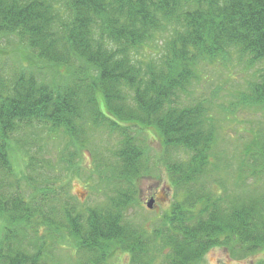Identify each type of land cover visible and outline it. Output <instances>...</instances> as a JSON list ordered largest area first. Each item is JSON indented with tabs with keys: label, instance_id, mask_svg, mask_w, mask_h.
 Wrapping results in <instances>:
<instances>
[{
	"label": "trees",
	"instance_id": "obj_1",
	"mask_svg": "<svg viewBox=\"0 0 264 264\" xmlns=\"http://www.w3.org/2000/svg\"><path fill=\"white\" fill-rule=\"evenodd\" d=\"M8 36L27 64L4 75L0 61V264H60V247L79 264H106L116 252L129 264H203L218 246L264 264V130L237 156L212 115L264 107V0H0ZM232 57L257 66L248 92L227 105L185 99L201 65ZM33 126L75 145L61 160L76 172L87 129L116 139L110 157L93 154L103 203L82 208L67 181L14 173V134ZM148 130L162 146L157 160ZM159 164L172 201L134 222L137 180L159 175Z\"/></svg>",
	"mask_w": 264,
	"mask_h": 264
},
{
	"label": "rangeland",
	"instance_id": "obj_2",
	"mask_svg": "<svg viewBox=\"0 0 264 264\" xmlns=\"http://www.w3.org/2000/svg\"><path fill=\"white\" fill-rule=\"evenodd\" d=\"M15 36L0 37V61L5 66V74L10 75L11 66L19 64L26 65L24 60L27 55L22 46H18ZM24 59H23V58ZM253 68H247L244 62L237 61L236 57L228 61H218L211 64H203L199 68V79L191 88V96L185 97L189 103L196 99L213 97L216 104L227 105L235 102L241 92H248L247 86L252 81ZM187 104V103H186ZM215 107L213 114L222 124L223 130L221 136L226 138L223 144L228 150L234 149L236 154L240 152L243 143L250 137L255 130H264V107L255 106L250 108H238L234 114H229L227 120H223V114H219ZM12 141V157L14 173L22 178L24 174H31L35 181L42 182H65L67 181L69 193L72 195L75 203L80 207H86L89 204L103 203L107 190L97 182V175L92 176L95 169L93 154L100 152L102 156L110 157V150L115 146V138L109 137L100 130L87 129L84 136L87 138L85 147L80 149V155L77 154L73 159L81 166L80 172L75 168L67 169L66 161H62V156L75 149L74 144H69L66 138L61 136L47 135L45 128H26L23 131L14 134ZM146 141L149 145V153L154 160L160 157L162 146L154 131L148 130ZM66 143L68 148L66 149ZM235 153V152H234ZM28 156H33L34 170L27 168ZM238 156V155H237ZM237 157L234 156V160ZM161 164L157 169L159 175L144 176L137 180L139 207L129 209V217L134 222H140L143 218L148 221L160 215L161 211L166 209L172 201L173 189L167 181L165 170ZM88 176H91L88 179ZM60 181V182H58ZM251 181V180H249ZM22 183H25V179ZM67 188V186H66ZM150 198H155L154 208L148 209L146 202ZM141 205V206H140ZM142 207V209H141ZM147 221V222H148ZM149 223V222H148ZM146 223V225H148ZM54 260L60 264H79V254L72 247H63L54 251ZM259 255H251L245 258H232L225 248L218 246L208 249L203 256V264H255ZM129 254L127 252H116L111 255L106 264H129Z\"/></svg>",
	"mask_w": 264,
	"mask_h": 264
},
{
	"label": "water",
	"instance_id": "obj_3",
	"mask_svg": "<svg viewBox=\"0 0 264 264\" xmlns=\"http://www.w3.org/2000/svg\"><path fill=\"white\" fill-rule=\"evenodd\" d=\"M154 198H150L147 202H146V206L147 208L149 209H152L153 208V205H154Z\"/></svg>",
	"mask_w": 264,
	"mask_h": 264
},
{
	"label": "flooded vegetation",
	"instance_id": "obj_4",
	"mask_svg": "<svg viewBox=\"0 0 264 264\" xmlns=\"http://www.w3.org/2000/svg\"><path fill=\"white\" fill-rule=\"evenodd\" d=\"M155 199V198H154Z\"/></svg>",
	"mask_w": 264,
	"mask_h": 264
}]
</instances>
